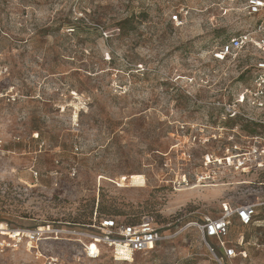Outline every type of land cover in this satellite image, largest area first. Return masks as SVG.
<instances>
[{
	"label": "rangeland",
	"instance_id": "obj_1",
	"mask_svg": "<svg viewBox=\"0 0 264 264\" xmlns=\"http://www.w3.org/2000/svg\"><path fill=\"white\" fill-rule=\"evenodd\" d=\"M255 19L244 0H0V89L16 94L0 104V229L58 231L0 234V264H219L193 223L264 199V170L213 163L232 124L215 104L264 53H213ZM95 214L149 216L162 240L132 262L88 259L76 226ZM237 234L246 257L229 264H264V231Z\"/></svg>",
	"mask_w": 264,
	"mask_h": 264
},
{
	"label": "built area",
	"instance_id": "obj_2",
	"mask_svg": "<svg viewBox=\"0 0 264 264\" xmlns=\"http://www.w3.org/2000/svg\"><path fill=\"white\" fill-rule=\"evenodd\" d=\"M244 1L247 15L256 19L238 35L221 44L213 53L215 60L222 61L237 57L247 50L264 53V0ZM172 19L177 20V16H173ZM2 75L3 69L0 68V79ZM15 99L16 94L13 93L12 88L0 89V104L11 103ZM215 105L224 109L222 119H229L228 121L232 124L229 125L231 127L228 130L227 145L222 151V156L212 158L213 163H217L224 170L239 173L264 170V58L260 57L252 63L248 83L240 88L231 102L228 104L216 102ZM236 119L238 121H235ZM246 127L248 130L251 128L254 130L250 132ZM210 159L207 155L206 164H211ZM260 209H264V199L257 203L233 208L223 205L217 217H205L202 222L193 223V226L205 240L215 260L219 264H225L238 256L246 257L244 251H236V246L240 244L236 240L228 239L233 222L236 221L242 226L253 225L254 218ZM81 227V229L78 228L80 232H77V235L91 241L90 246L83 245L85 257L88 259H97L101 253L109 252L115 261L130 262L136 254L152 251L162 240L161 232L149 216L142 217L136 224H126L108 218L97 219L94 216L90 224ZM51 232L58 231L49 230V227L14 230L4 226L0 229V234L7 235L10 240L9 243H2L6 247L12 242L19 243L22 239L27 240L28 243H36ZM206 240L215 241L216 251ZM100 245L104 247L103 250L98 247ZM216 252L220 255L217 256ZM42 264L60 263L57 258L48 257Z\"/></svg>",
	"mask_w": 264,
	"mask_h": 264
},
{
	"label": "crops",
	"instance_id": "obj_3",
	"mask_svg": "<svg viewBox=\"0 0 264 264\" xmlns=\"http://www.w3.org/2000/svg\"><path fill=\"white\" fill-rule=\"evenodd\" d=\"M254 221L255 223L253 225H250V226H253V227H256L258 228V230H262L264 231V209H260L258 210V213L256 214L255 218H254ZM246 227V226H245ZM242 234H237V236L233 239L234 241L236 240L238 242L240 236ZM235 236V235H234ZM239 243V242H238ZM237 247V246H236ZM235 260V259H234ZM233 261V260H232ZM232 261H229L227 262L228 264Z\"/></svg>",
	"mask_w": 264,
	"mask_h": 264
},
{
	"label": "trees",
	"instance_id": "obj_4",
	"mask_svg": "<svg viewBox=\"0 0 264 264\" xmlns=\"http://www.w3.org/2000/svg\"><path fill=\"white\" fill-rule=\"evenodd\" d=\"M247 128V130H248V127H246ZM248 131H250V132H252L253 131V129H249ZM94 213H96V212H94ZM95 216L97 217V219H114V220H116V221H118V222H123V223H126V224H136V223H138L139 222V220H136V221H131V222H125V221H123V220H117V219H115L114 217H111V216H100V215H97V214H95ZM91 223V219L89 220V222L88 223H78V225L79 226H76V227H78L79 229H81L82 227V225H88V224H90Z\"/></svg>",
	"mask_w": 264,
	"mask_h": 264
},
{
	"label": "bare ground",
	"instance_id": "obj_5",
	"mask_svg": "<svg viewBox=\"0 0 264 264\" xmlns=\"http://www.w3.org/2000/svg\"><path fill=\"white\" fill-rule=\"evenodd\" d=\"M132 262V261H131Z\"/></svg>",
	"mask_w": 264,
	"mask_h": 264
}]
</instances>
